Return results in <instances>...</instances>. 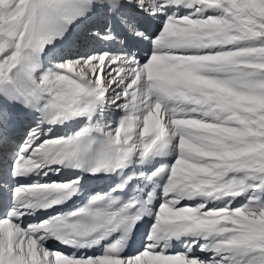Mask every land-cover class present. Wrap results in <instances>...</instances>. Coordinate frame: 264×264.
Masks as SVG:
<instances>
[{"label":"snow or ice","instance_id":"snow-or-ice-1","mask_svg":"<svg viewBox=\"0 0 264 264\" xmlns=\"http://www.w3.org/2000/svg\"><path fill=\"white\" fill-rule=\"evenodd\" d=\"M0 264H264V0H0Z\"/></svg>","mask_w":264,"mask_h":264}]
</instances>
